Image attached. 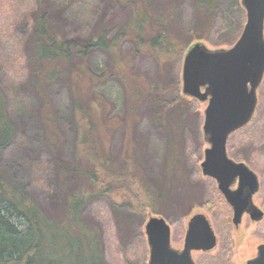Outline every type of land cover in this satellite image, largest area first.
Returning <instances> with one entry per match:
<instances>
[{
    "label": "trees",
    "instance_id": "obj_1",
    "mask_svg": "<svg viewBox=\"0 0 264 264\" xmlns=\"http://www.w3.org/2000/svg\"><path fill=\"white\" fill-rule=\"evenodd\" d=\"M37 2L26 51L30 68L28 85L40 98L48 97L47 91L55 82L67 83L71 88L76 127L72 163L62 158L65 134L56 119L48 114L42 116V121L45 144L57 157L59 175L73 178L75 184L55 213L42 207L22 184L7 180L0 167V264H108L101 230L97 225H87L81 216L90 202L108 200L122 223L130 215L144 216L148 208L164 216L169 215L168 207L175 211L185 209L186 214L192 209L184 202H176L193 185L192 178L182 177L184 168L179 167L180 160L176 167L169 159L173 166L168 163L158 173L153 172L146 143L137 134V120L143 101L149 97L146 111L160 127L170 128L167 146L175 147L171 140L177 125L171 120L183 106L176 95L181 80L178 76L177 82L171 83L168 70L172 62L182 59L198 41L190 39L196 36L195 28L185 30L179 0H129L133 11L121 28L110 35L112 27L104 26L82 42L66 38L55 29L47 0ZM192 2L196 22L211 29L217 0ZM243 22L244 16L224 45H234L244 28ZM128 40L134 45L131 57L125 52ZM97 49L108 54L110 72L96 75L91 71L89 58ZM145 52L158 61L154 81L133 73L132 59ZM111 77H117L124 88L127 108L122 118L110 116L107 99L95 90ZM116 124L124 129L125 145L114 156L107 149V142L116 131ZM17 133V124L10 117L8 96L0 85V157L15 141ZM194 172L198 173L196 166Z\"/></svg>",
    "mask_w": 264,
    "mask_h": 264
},
{
    "label": "rangeland",
    "instance_id": "obj_2",
    "mask_svg": "<svg viewBox=\"0 0 264 264\" xmlns=\"http://www.w3.org/2000/svg\"><path fill=\"white\" fill-rule=\"evenodd\" d=\"M179 2L185 30L195 28L196 36L190 39H197V42L212 49L229 47L224 44L237 31L243 16V25L246 23V12L241 0H217V12L211 29L203 27L202 22L194 19L192 0ZM47 5L55 29L66 38L82 42L104 26L112 27L110 35H113L127 22L133 11L129 0H47ZM37 9V0H0V85L8 96L10 117L18 127L15 141L2 152L0 167L7 180L22 184L25 191L42 207L57 213L75 180L59 175L57 157L51 154L45 144L42 116L51 115L63 130L65 135L61 153L68 163L73 161L76 127L71 88L67 83L52 84L47 91V98H40L28 85L30 68L26 51ZM124 46L128 57L133 56V42L128 40ZM183 60L184 57L172 62L168 70L171 83H176L178 76L181 80L180 92L176 95L183 106L175 113L178 114L177 117L171 120L177 125L171 140L175 147L169 149L167 146L170 128L166 125L160 127V123H156L153 116L146 111L149 97L139 109L137 134L146 143L154 173L161 171L163 166L166 168L169 162L177 167L180 160L179 167L184 168L182 177L190 176L193 185L176 202H184L187 208L192 206V209L186 214L185 209L175 211L167 206L169 215L164 216L148 208L144 216L130 215L122 223L108 200L90 202L83 208L81 216L87 225H97L101 230L105 260L108 264H149L150 247L145 224L152 216L164 217L169 222L171 244L179 250L183 249L188 220L193 214L204 213L212 221L220 244L209 254L194 252V258L199 264H231L230 261L234 264H246L247 258L251 256L248 255L252 252V246L261 240L260 237L259 240L255 237V233H264V222L251 225L245 221L236 229L232 223V211L219 193L216 182L203 176L201 172L204 149L208 147L202 130L206 103L182 93ZM132 62L136 76L150 81L156 79L158 61L151 53L136 55ZM89 66L96 75L110 72L108 54L100 49L94 50L89 58ZM95 90L107 99L111 117L124 116L127 101L125 102L123 85L117 77L108 78ZM124 141V129L116 124V131L109 138L107 149L117 156L124 149ZM229 145L230 156L238 161H246L260 176L263 189L256 201L260 205V200L264 198V81L260 89V108L256 118L246 130L236 133L230 139ZM169 165L173 166L170 163ZM195 166L198 170L196 174L193 173ZM178 186L181 188L182 182ZM262 236L264 239V234ZM231 249L233 255H228ZM218 254L221 259L215 260Z\"/></svg>",
    "mask_w": 264,
    "mask_h": 264
},
{
    "label": "water",
    "instance_id": "obj_3",
    "mask_svg": "<svg viewBox=\"0 0 264 264\" xmlns=\"http://www.w3.org/2000/svg\"><path fill=\"white\" fill-rule=\"evenodd\" d=\"M241 5L246 23L234 45L212 49L202 42L194 43L184 55L181 76L182 93L207 103L203 133L210 146L205 150L202 173L218 182L235 208L236 223L247 208L256 219L263 216L251 201L259 188L257 175L245 164L234 162L227 151L229 137L253 119L257 90L264 78V0H241ZM237 176L240 186L232 191L230 186ZM145 234L149 264H195L192 250H211L216 245L215 233L204 214L191 218L183 250L172 246L171 225L164 217H150Z\"/></svg>",
    "mask_w": 264,
    "mask_h": 264
},
{
    "label": "flooded vegetation",
    "instance_id": "obj_4",
    "mask_svg": "<svg viewBox=\"0 0 264 264\" xmlns=\"http://www.w3.org/2000/svg\"><path fill=\"white\" fill-rule=\"evenodd\" d=\"M230 47V46H229ZM263 81H264V78H263ZM263 81H262V83H263ZM262 83H261V85L259 86V88H258V90H257V93H258V105H257V108H256V112H255V115H254V117H253V119L251 120V122L247 125V126H245L244 128H242V129H240V130H238V131H236V132H234L230 137H229V140H228V144H227V151H228V155H229V157L234 161V162H236V163H243V164H245L250 170H252L256 175H257V177H258V183H259V188H258V190H257V192H255L253 195H252V205H254L255 207H257L260 211H262L263 212V216L260 218V219H256V214H251V212H252V210H251V208H247L246 209V211L243 213V215H242V217H241V221L239 222V223H236L235 221H234V217H235V208H234V206L229 202V200L227 199V197L225 196V194L220 190V188H219V185H218V182L214 179V178H212V177H209V176H205V177H207V178H210V179H212V180H214L215 182H216V186H217V189H218V191H219V193L221 194V196L224 198V200H225V202H226V204L230 207V209H231V211H232V223H233V225L235 226V228L236 229H239L240 228V226H242L243 225V222H247V223H249V224H260V223H263L264 222V198L262 199V200H260L261 202H260V205L259 204H257V196L258 195H260L261 194V191H262V189L263 188H261V187H263V186H261L262 185V181H261V178H260V176L258 175V173L257 172H255L254 170H253V168L246 162V161H244V160H240V161H238V160H236L235 158H233L232 156H230V154H229V148H230V145H229V141H230V139L231 138H233V136L236 134V133H238V132H240V131H243V130H246L247 129V127L253 122V120L256 118V116H257V114H258V112H259V108H260V89H261V87H262ZM200 102V101H199ZM206 106H207V103H206ZM206 109V108H205ZM202 130H203V127H202ZM204 134V133H203ZM204 141L207 143V141L205 140V138H204ZM208 144V143H207ZM210 145L208 144V147H209ZM208 147H206V148H208ZM206 148L204 149V157H203V160L201 161V164H202V162L204 161V159H205V150H206ZM201 164H200V168H201V172H202V167H201ZM203 174V173H202ZM204 176V175H203ZM239 186H240V177L239 176H237L234 180H233V182H232V184H231V186H230V189L232 190V191H236V190H238L239 189ZM262 203V204H261ZM251 211V212H250ZM196 214H204V213H195V214H193L190 218H189V220H188V224H187V230H186V235H185V240H184V246H183V249L185 248V245H186V237H187V232H188V229H189V222H190V220H191V218L193 217V216H195ZM205 215V214H204ZM206 216V215H205ZM207 217V216H206ZM207 219L209 220V222H210V224H211V227H212V229H213V231H214V233H215V236H216V245H215V247L213 248V249H211V250H196V249H194V250H192L191 251V255H192V259H193V261H194V263L195 264H199L198 263V261H196V259L194 258V252H200V253H202V254H209V253H211V252H213L214 250H216L218 247H219V244H220V238H219V236H218V233L216 232V230H215V228H214V226H213V223H212V221L207 217ZM169 223V222H168ZM257 231H259V230H257ZM256 235H255V237L258 239L259 237L261 238V240H260V242H258V244L255 246H252V252L248 255V256H250L249 258H247V260H246V264H264V239H262V235L264 234V233H255ZM262 236V237H261ZM259 240V239H258ZM183 249H180V250H183ZM255 251V252H254ZM225 252V250L222 252V255H223V253ZM230 253L233 255V251H232V249H231V251L229 250V252H228V255H230ZM254 253V254H253ZM224 256V255H223ZM247 257V256H246ZM219 259H221V256H220V254H218V257H216V259L215 260H219ZM220 262H221V260H220ZM253 262H255V263H253ZM230 263L231 264H234V263H232L231 261H230ZM201 264V263H200ZM243 264H244V262H243Z\"/></svg>",
    "mask_w": 264,
    "mask_h": 264
}]
</instances>
